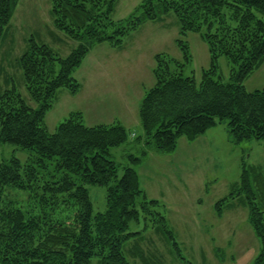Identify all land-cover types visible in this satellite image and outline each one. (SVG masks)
I'll return each mask as SVG.
<instances>
[{
  "label": "trees",
  "instance_id": "trees-1",
  "mask_svg": "<svg viewBox=\"0 0 264 264\" xmlns=\"http://www.w3.org/2000/svg\"><path fill=\"white\" fill-rule=\"evenodd\" d=\"M118 1L50 0L54 28L76 46L63 58L48 44L27 40L16 63L36 107L27 105L14 86L0 92V145L27 153L25 161L0 156V264H135V258L150 264L139 246L142 232H128L129 223L149 216L172 254L186 262L166 218L153 210L160 202L148 199L132 166L151 149L174 152L179 138L193 141L215 120L227 122L236 143L264 141V88L248 92L244 86L264 63V0H141L124 20L115 21L111 15ZM19 2L0 0V42ZM169 14L177 19L180 58L154 55V85L144 89L136 131L117 121L89 127L80 112H72L49 133L45 115L60 89L71 96L79 93L73 74L95 46L119 49L144 23ZM189 33L199 35L209 53L199 82L183 76L193 61L184 40ZM221 57L232 65L226 82L219 72ZM129 136L140 154L127 155L129 163L119 177L120 165L108 156ZM87 186L106 187L104 212L93 213ZM236 200L246 207L247 222L261 245L252 264H264V174L259 167H243L238 186L214 205L216 217ZM131 240L133 262L124 254Z\"/></svg>",
  "mask_w": 264,
  "mask_h": 264
},
{
  "label": "rangeland",
  "instance_id": "rangeland-1",
  "mask_svg": "<svg viewBox=\"0 0 264 264\" xmlns=\"http://www.w3.org/2000/svg\"><path fill=\"white\" fill-rule=\"evenodd\" d=\"M140 2L119 0L112 19L124 20ZM177 36V19L169 14L159 22L144 23L126 36L123 52H117L107 44L95 46L93 55L88 54L73 74L81 85L80 93L71 96L65 89H60L52 109L45 115L49 133H54L58 124L72 112H80L83 123L89 127L116 121L123 123L127 118L131 122L129 126L133 125L136 96L129 97L126 92L133 90L131 85L142 78L146 89L154 85L151 68L155 54L180 58L175 44ZM29 38L48 44L63 58L76 42L54 28L50 0H20L9 30L0 42V92L14 86L27 105L36 107L16 63L26 50ZM184 40L190 46L193 61L184 67L183 76H194L199 82L201 70L208 68L210 62L207 47L194 33L184 36ZM103 49L116 53L106 64L95 57ZM119 53H124L123 60L116 59ZM218 66L223 81H228L232 65L221 57ZM244 86L248 92L264 88V63L244 81ZM226 123L215 120L214 126L193 141L179 138L172 153L151 149L147 156L141 157L140 164L132 166L148 199L160 202L153 210L166 218L186 258L183 262L172 254L169 244L151 227V216L145 222L141 217L139 224L129 223L128 232H142L139 246L150 264L158 261L163 264H252L260 253L261 245L247 222L248 212L244 205H239L236 200L224 209L220 219L215 215L214 205L238 186L243 167H259L264 174V141L236 143ZM141 133L140 129L138 134ZM138 150L132 144L131 136L126 143L110 150L108 158L120 165L119 177L129 163L127 155L138 156ZM0 156L5 160L16 156L25 161L27 153L5 144L0 145ZM87 189L93 213L104 212L106 187L87 186ZM145 224L148 225L146 229ZM133 242L131 240L124 248V254L131 262L134 260L128 251ZM134 263L143 264L140 258H135Z\"/></svg>",
  "mask_w": 264,
  "mask_h": 264
},
{
  "label": "crops",
  "instance_id": "crops-1",
  "mask_svg": "<svg viewBox=\"0 0 264 264\" xmlns=\"http://www.w3.org/2000/svg\"><path fill=\"white\" fill-rule=\"evenodd\" d=\"M109 48H111V47H109ZM124 48H125V46L122 45L121 48H119L117 50H115V49H113V50H115L117 52H123V51H125ZM96 49L91 50L89 54L93 55L94 50H96ZM114 54H116V53H113V51H111L110 49H103V52L97 53L95 55V57L100 61V63L106 64L113 57ZM123 55H124V53H119L117 55L116 59L123 60V57H122ZM125 58L129 60L130 57L126 56ZM134 59L136 60V58H134ZM131 87L133 88V90H131V91L127 90L126 95H128L129 97H135L136 96L135 109L133 110L134 114H135V121H134L133 125L129 126L131 122L129 121V118H127L126 122H123L121 124L123 126H125V128H127L128 130H135L136 131L139 128V126H140V122H139V118H138L139 104H140V101H141V99L143 97L144 89H146L145 88V84H144V78H142V80L136 81L135 84L131 85ZM121 89H123V87ZM136 92L139 93L138 96L136 95ZM134 94H135V96H134ZM112 123H114V122H112ZM112 123H110V124H112ZM110 124H106V125H110Z\"/></svg>",
  "mask_w": 264,
  "mask_h": 264
}]
</instances>
